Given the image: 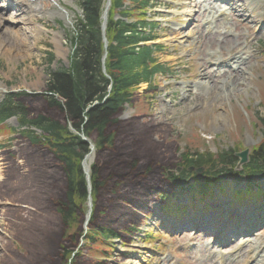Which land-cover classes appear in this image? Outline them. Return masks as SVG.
Returning <instances> with one entry per match:
<instances>
[{"label":"trees","instance_id":"trees-1","mask_svg":"<svg viewBox=\"0 0 264 264\" xmlns=\"http://www.w3.org/2000/svg\"><path fill=\"white\" fill-rule=\"evenodd\" d=\"M113 1L115 11L125 0ZM102 2L79 0L84 20L79 22L73 37L76 49L71 56L70 67L51 73L48 83V93L58 96L60 101L52 96L45 97L48 102L42 99L38 109L33 110L34 115L22 105L21 95L11 96L8 104L0 107V121L18 115L23 127L41 131V137L33 131L26 132L30 145L22 150V155L29 172L22 177L13 168L7 186L20 196L18 204L37 211L56 209L66 230L76 223L79 226L84 216L87 190L81 162L89 152V146L70 132L69 125L94 141L99 154L97 165L91 172L94 213L90 226L94 230L87 237L91 243L102 237H118L115 231L95 227L94 220L106 213L119 218L129 214L130 211L124 207L122 212L118 210L120 199L136 196L149 173L155 174L156 169L160 170L174 159V156L166 158L172 153L171 145L165 147V141H155L157 128L143 125L138 118L125 122L118 120L124 103L133 97V88L147 81L148 74L143 69L145 62L151 59L152 50L147 47L140 53L135 50L140 41L149 39L137 32L139 26H146L144 22L128 26L110 18L107 36L110 43L116 45L110 47L106 63L113 83L109 93L110 81L102 73L101 64L104 52L99 29ZM131 2L140 5L131 13L137 14L146 6L142 0ZM128 14L122 12V15ZM138 17L142 18V14ZM106 96L109 97L101 105ZM15 100L19 102L14 103ZM96 102L98 105L94 106ZM189 155V152L184 154L181 163H193ZM199 157L198 166L219 162L210 154ZM261 166H264V145L248 167L249 173L261 171ZM199 181L201 185L211 183L210 180ZM28 213L31 219L32 213ZM22 221L28 223V228H23L20 236L39 241L48 254L40 264H85L81 258L70 263L78 235L66 237L57 227L30 224L27 219ZM105 223L107 225L108 220Z\"/></svg>","mask_w":264,"mask_h":264},{"label":"rangeland","instance_id":"rangeland-1","mask_svg":"<svg viewBox=\"0 0 264 264\" xmlns=\"http://www.w3.org/2000/svg\"><path fill=\"white\" fill-rule=\"evenodd\" d=\"M185 1L154 0L156 8L151 18L161 22L165 28V31H163L164 37L160 42L167 47L164 53L157 57L164 66L169 68L168 71L172 73L159 77V80H157L159 88H157L155 94L148 93V102L145 99L147 97L144 91L146 87H139L137 95V107L139 108H137V114L141 115L149 125L162 127L160 129V139L166 138L165 135L169 134V138H167V141L164 139V143H166L165 147L172 145L177 148L174 154V159L176 157L175 164L177 163V158H179L178 155L184 151L204 156L205 154L212 155L220 151L235 149H237V152L249 150L250 148V150H253V146L262 140V132L264 133V127L257 120V116H264V2L262 3V8H259L255 13L252 12L254 13L253 16H260L261 19L258 24H252L253 28L247 29L239 26L237 19L232 20L230 27L233 36L227 37L224 42H216L218 38L215 36V39L209 41L212 37L207 35L208 32L203 29L202 25V20L213 9L214 3L212 2V5H209V0L206 3H203V0H196V8L194 10L190 9V15L194 16L192 19H194L195 25L189 26V23H185V18L182 15L177 17L178 15L172 14L173 11L186 13L187 7L179 5ZM3 4H5V0H0V15L3 13L1 8ZM61 5L65 8L63 12L54 7L49 11L48 15L40 16L37 19V25H33L30 22L25 25L23 21H20V18L16 19L18 22H9L6 19L0 22V36L4 38L9 34L10 29L14 32H23L22 29L28 30L38 25V27L44 29L41 36L37 38L27 34V45L31 50V55L25 59H20L12 53L11 56L9 54L6 57L2 55L5 52L7 53L10 45L6 44L4 38L0 40V99L7 91L12 90L16 92L25 90L30 93H44L50 72L69 66V57L72 53L70 34L78 23L81 11L76 4V0H61ZM23 7L25 6L14 8L27 12L28 10ZM250 8H253V6H250ZM56 13H59V15H56ZM6 16L8 14L4 13V17ZM28 17H31L30 20L35 18L33 13L28 15ZM176 23L180 25L176 26ZM216 24V27H221V20ZM175 28L181 29L182 38L175 43L165 42L172 35ZM6 30L7 32H5ZM146 30L149 31V29ZM192 34L198 38L195 43L191 40ZM56 35L60 38L62 54H59L54 40ZM246 36L252 42L250 52L254 58L250 60L251 68L246 69L244 74L235 78L238 82L243 83L238 88L239 92L228 98L211 95L203 88H195L197 82L200 81V75H202L203 71L202 67H211L215 57H218L215 53H221L225 59L232 47L241 46ZM155 43L159 44V41ZM49 53L54 56V60L51 63L49 62ZM225 70L228 71V69ZM227 74H225V78L229 76ZM214 81H218V79H214ZM184 89L188 91L190 89L198 90L201 96L194 97L196 99L192 102L183 100L179 96ZM216 92L214 91V94ZM165 95H168L165 98L169 100L168 104L162 103V100H160ZM139 100H141V103ZM31 102L33 104L31 108L33 110L38 109L42 98L31 100ZM189 103L194 106H187ZM125 113L127 117H131L135 114V110L126 108ZM8 125L13 129L18 128L15 119L10 120ZM18 141H21L18 136L9 137V139L0 137V145L1 143L3 144L2 147L9 145L13 147V150L16 149L15 144ZM1 153L0 182L6 178V170H4V163L1 161ZM174 159H170L171 162L168 163H174ZM20 162L21 165H18V167L22 168V177H25L28 168H24L22 160ZM151 178L153 177L149 176V179ZM260 179L259 185L263 188L264 177ZM230 187L232 188V186ZM226 194H220L219 198L225 197ZM12 196L14 197V195ZM1 197L0 264H7V259L9 258L11 264H34L36 259L34 250H36L37 244L28 243L27 241L30 239H19L22 230L17 233L18 229L22 227V223H24L22 219L30 220V224L38 223L48 227L59 226L62 228L61 219L56 209L53 210L52 208L45 212V210L25 209L26 206L20 204L21 208L18 211H10V206L15 204H11L8 200H2ZM181 201L185 204L187 202L186 198ZM118 210L122 212L123 205L119 204ZM28 212L32 213L31 219ZM157 214L158 212L156 211L150 217L152 222H154ZM165 218L162 216V219ZM109 219L110 215L106 213L105 216L94 220V223L97 227H101ZM165 229H167L166 225L164 228H159V231L164 232L166 235ZM141 230L147 229L142 227ZM75 231L71 230L69 235L72 236ZM124 231L122 230L121 232ZM144 235L146 233H142V231H139L138 235H136V232L129 235L127 238H132L133 243L128 248L113 242L99 244L100 247H96L99 251H96L91 248V245L87 244L80 250L81 257L90 264L100 262L101 254L104 253H106V256L112 255L114 257L113 260L110 259L112 264H189L188 258L194 256L187 248V244L190 245V241L185 237H189V234L184 236L185 240L182 239L184 234L174 235L177 238L173 241H168L167 238L161 237V242L164 244L158 247L148 242L143 243L141 239ZM161 242L157 239V244ZM111 245H115L116 252L127 254L126 261L122 262L118 257H115V251L113 253L107 251ZM196 254L198 253L196 252Z\"/></svg>","mask_w":264,"mask_h":264},{"label":"bare ground","instance_id":"bare-ground-1","mask_svg":"<svg viewBox=\"0 0 264 264\" xmlns=\"http://www.w3.org/2000/svg\"><path fill=\"white\" fill-rule=\"evenodd\" d=\"M17 6H26L35 16V18H33L32 20H30L27 17V13L26 12H16L15 14L9 16V17H4V14L0 15V22L4 21L3 19H6L9 22H18L16 19L19 17L20 21H23V24H28L29 22L33 25H37L35 24V22H37V19L40 18V16H44V15H48L49 11H51V9H53L54 7L58 8L60 11H63L64 9L61 6V0H13ZM237 5V4H236ZM3 7H5L3 5ZM241 7L242 4L237 5L233 8L234 12L237 14V16H239L238 14H240L239 12L241 11ZM9 11V9H5L3 10V12H7ZM228 11V10H227ZM220 11L216 12V15L219 13ZM222 12V11H221ZM225 12V11H224ZM221 13L220 17H225V14ZM56 15H59V13H56ZM209 20H206L205 22V26L209 27L212 26V21H216V17L214 15L211 16V18L209 17ZM218 19V18H217ZM225 19V18H224ZM227 20V19H226ZM209 22H211L209 24ZM227 24H225V26L222 28V30L220 31L221 34L224 35V37H226V35L230 34L231 30L228 28V26H226ZM207 27V30H208ZM9 30V29H8ZM22 31L20 32H14L12 29L9 30V34L6 36V38L1 37L0 36V40H2V38H4V41L6 42V44L10 45V47L7 49V53L5 52L4 55L6 57V55H10L15 54L17 57H19L20 59H25L28 58L29 55H31V50L29 49L28 45H27V34L29 35H33L35 38H37L38 36H41L42 32L44 31V29L42 27H38V26H34L30 29H22ZM210 31V30H208ZM7 32V30L5 31ZM211 32V31H210ZM179 38V36H175L173 35L171 38L165 40V42H175V40ZM55 43L58 49L59 54H62V45L60 44V40L59 37H57L55 39ZM4 44V45H6ZM27 49V50H25ZM244 50H240V52H242ZM25 52V53H22ZM248 58V53L244 52L242 55L240 56H236L228 61L224 62H220V56L218 58L215 59L216 63H214L215 67L217 66L218 63L221 64V66H229L230 69L232 70V73L229 74V76L227 78H225V74L226 71L224 69H216L215 73L216 75H218L217 77L215 75H213L214 71L209 70V68H205L202 71V75H200V81L197 83V88L202 87L203 89H205L208 93H210L211 95H216L217 97L219 96H223V97H228L230 98L232 95H235L236 93H238L239 91V87L241 86V84L243 85V83L238 82V80H236L235 78L240 77L242 74H244L245 70L243 69V65L246 63ZM213 77L217 78L218 81H214ZM216 87V88H215ZM217 91L214 94V91ZM195 95V94H194ZM196 97L199 95H195ZM2 162L4 163V170H7V172H9L10 170H12L14 167H8L7 163H6V159L4 157H2ZM93 160V157H89L88 160L86 161V167L88 168V166L91 165ZM2 205V203L0 202V206ZM245 247L249 248V253H254L255 252V247L254 246H249L247 243L243 244ZM247 255V257H248ZM228 261H230L228 259ZM208 262H211V260H209ZM261 264H264V260H260ZM246 264V263H244Z\"/></svg>","mask_w":264,"mask_h":264},{"label":"water","instance_id":"water-1","mask_svg":"<svg viewBox=\"0 0 264 264\" xmlns=\"http://www.w3.org/2000/svg\"><path fill=\"white\" fill-rule=\"evenodd\" d=\"M240 157L243 159V158H244V155H241ZM242 161H243V160H242Z\"/></svg>","mask_w":264,"mask_h":264}]
</instances>
